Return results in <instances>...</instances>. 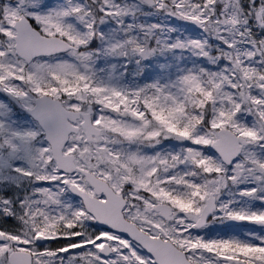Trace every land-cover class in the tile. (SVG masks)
I'll return each mask as SVG.
<instances>
[{"label":"snow or ice","instance_id":"1","mask_svg":"<svg viewBox=\"0 0 264 264\" xmlns=\"http://www.w3.org/2000/svg\"><path fill=\"white\" fill-rule=\"evenodd\" d=\"M0 264H264V0H0Z\"/></svg>","mask_w":264,"mask_h":264}]
</instances>
